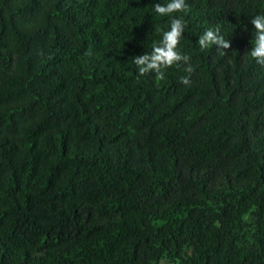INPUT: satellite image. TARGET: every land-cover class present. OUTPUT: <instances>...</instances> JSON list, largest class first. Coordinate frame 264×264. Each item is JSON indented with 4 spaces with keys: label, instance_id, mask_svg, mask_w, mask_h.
<instances>
[{
    "label": "trees",
    "instance_id": "1",
    "mask_svg": "<svg viewBox=\"0 0 264 264\" xmlns=\"http://www.w3.org/2000/svg\"><path fill=\"white\" fill-rule=\"evenodd\" d=\"M168 2L0 0V264H264V0L172 14L189 85L133 62Z\"/></svg>",
    "mask_w": 264,
    "mask_h": 264
},
{
    "label": "clouds",
    "instance_id": "2",
    "mask_svg": "<svg viewBox=\"0 0 264 264\" xmlns=\"http://www.w3.org/2000/svg\"><path fill=\"white\" fill-rule=\"evenodd\" d=\"M154 10L159 16L172 17L170 30L163 31L161 41L153 45L151 53H145L133 58V62L138 68V73L143 76L154 72L157 80H163L165 78L164 69L173 65L179 67L183 62L187 65L184 71L189 75L182 76L181 82L189 85L191 82L190 74L194 71L193 66L189 63L191 57L179 50L180 41L184 35L187 23L183 16L174 17L172 14H187L190 11V6L186 0H169L166 4L156 3ZM251 24L254 25L255 38L250 55L256 63L264 66V15H255L251 19ZM198 44L202 50L211 45L222 49L231 47L230 42L221 34L220 26L208 28L199 36Z\"/></svg>",
    "mask_w": 264,
    "mask_h": 264
}]
</instances>
